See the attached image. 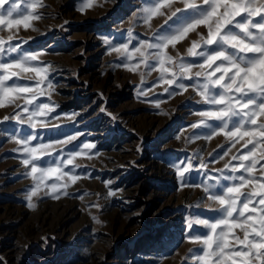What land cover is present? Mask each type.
I'll use <instances>...</instances> for the list:
<instances>
[{
    "label": "rangeland",
    "instance_id": "obj_1",
    "mask_svg": "<svg viewBox=\"0 0 264 264\" xmlns=\"http://www.w3.org/2000/svg\"><path fill=\"white\" fill-rule=\"evenodd\" d=\"M15 2L22 12L29 11V0ZM84 2L42 0L34 13L41 18L31 21L29 28L21 25L11 31L0 30V40L7 41L11 35L10 43L21 50L6 53L5 61L39 53L32 63L45 68L47 76L42 84L31 72L13 77L9 85L39 87L43 95H36L33 105H25L34 94H22L0 108V121L13 117L24 106L31 110L49 103L54 108L38 118L50 125L47 128L32 129L14 119L0 123V264H199L193 253L203 255L204 247L191 238L197 234L203 238L209 230L195 220L215 222L224 207L216 199L224 194V188L210 192L199 185L200 180L206 174L239 175L238 179L245 181L240 195L252 196L258 184L255 178L264 177V148L257 145L259 151L245 172H232L233 165L250 163L233 157L247 154L252 145H245L260 138H245L233 147V141L224 135L207 138L211 128L192 127L202 120L214 128L220 124L198 115L221 106L205 104L199 95L197 84H203L205 78L195 72L204 57L187 55L193 41L207 37V27L200 26L188 39L167 49L174 63L165 67L177 74V82H183L186 91L175 84H163L158 60L153 58L156 50L142 49L149 57L147 66L141 63L130 71L129 67L144 58L137 54L128 59L126 54L112 51V46L128 43L131 52L142 40L162 45L207 9L182 11L166 23L165 16L153 17L146 24L141 10L154 6L157 0H91L81 12ZM171 6L163 11L183 7L179 0ZM229 28L239 34L238 29ZM222 50L237 59L242 55L223 44H202L198 49L209 54ZM182 63L194 65L192 79L182 72ZM165 78L170 77L165 74ZM210 91L224 94L222 88ZM169 92L176 94L169 96ZM260 123L264 124V117ZM238 124L240 120L234 118L233 127ZM26 136L39 138L33 146L77 137L68 144L56 143L52 155L33 162L39 167H55L69 152L81 151L82 155L63 168L80 178L58 181L60 191L67 195L51 193L48 186L53 178L32 197L35 207L28 206L27 196L35 181L26 175L31 165H23L22 146L13 139ZM84 143L96 148L83 150ZM218 156L221 158L216 160ZM188 163L193 167L185 174L188 183L183 184L178 169ZM223 183L226 188L232 182ZM232 206L237 205L234 202ZM235 233L244 238L240 229Z\"/></svg>",
    "mask_w": 264,
    "mask_h": 264
},
{
    "label": "snow or ice",
    "instance_id": "obj_2",
    "mask_svg": "<svg viewBox=\"0 0 264 264\" xmlns=\"http://www.w3.org/2000/svg\"><path fill=\"white\" fill-rule=\"evenodd\" d=\"M176 2L177 0H157L154 6L143 8L141 13L144 22L147 24L150 23L153 17L165 16L164 23H166L182 11L196 9H207V11H203L201 18L188 24L178 34L167 38L162 45L142 40L139 41L140 46L136 47L134 51L129 52L128 43H123L119 46L113 45L112 51L121 53V55L126 54L128 59H134L137 54L143 57L144 59L137 62L134 67H129L130 71H134L140 67L141 63L147 66L149 57L142 49L156 50L154 55L158 60V70L161 72L163 84L169 86L175 84L177 89L185 91L187 90L186 85L183 82H177V74L172 72L170 68L165 67L166 63H174L173 58L167 54L169 46L175 47L187 38L191 32L200 26H205L208 29L205 39L209 41L206 45L223 44L227 48L235 50L236 53L242 54L239 59L229 55L227 51H223L224 55L215 59H209V57L220 51H213L211 54L207 52L208 56H191L204 57V62L199 63L198 66L203 65L206 69V74L196 75L197 77L205 78L203 84H197L199 95L203 98L205 104L221 106L214 110L198 112V115L206 117V120L220 122L218 127H212L205 120L194 124L192 127L199 128L203 126L211 128L207 138L224 135L233 141V147L236 142L244 141L245 138L259 137L258 141L253 140L252 143L245 145V148H248L250 144L252 145V148L248 149L247 154H241L239 158L233 157V160L250 161L244 167H240L239 164L233 165L231 168L232 172H245L251 167V162L259 151L257 145L260 148H264V124L260 123L261 118L264 117V0H199V2L197 0H179L183 7L175 8L170 13L163 11ZM41 4L42 0H29L27 5L29 11L25 13L22 12L20 4L15 2V0H0V30L7 28L11 31L21 25L24 28H29L31 21L41 18L38 14H34ZM90 5L91 0H85L79 10L83 12ZM221 9L224 11L222 12ZM237 17H243V20H237ZM254 17L258 19H253ZM230 25L232 28L238 29L239 34L232 31L229 28ZM128 36L131 38L130 32ZM12 39H7V41L0 40V108L5 107L8 103H13L22 94H34L33 98L25 101V105H33L36 95H43L39 87L22 86L18 83L9 85L8 82L12 81L13 77H18L20 73L31 72L35 73L41 84L47 80V76L44 75L46 69L32 63L38 59L39 53L27 54L18 59L5 61L6 53L21 52L20 49L10 43ZM104 42L106 44L110 43L108 39H105ZM24 43H27V41H24ZM6 44L7 48H5ZM199 48L196 49L198 53L205 52L198 51ZM188 66L194 65L189 64ZM182 72L187 79H192V68L185 67ZM165 74L170 78H165ZM47 86L51 88L52 84L49 83ZM212 88H222L224 94L217 96L210 91ZM232 93H237L238 95L234 96ZM175 94V92L168 93L169 96ZM240 97H245L246 99H240ZM156 107H159L158 102ZM53 111L54 108L49 103L37 104L31 110L29 107L24 106L13 117H5L4 121H0V123L14 119L21 125L27 124L32 129H36L42 123L38 118ZM100 111L105 112L106 109L101 108ZM111 118L113 120L116 119L114 116ZM234 118L240 120V124L235 127L232 125ZM13 139L15 143L22 146L24 153L23 165L26 168L31 165L30 171L26 175L35 181L34 189L29 190L27 196L28 206L35 207V205L31 204L32 197L36 196L41 188L48 186L46 182L53 180V178H55L54 182L48 186L51 193L67 195L66 192L60 191L61 185L58 181L67 177L68 180L75 182L80 178L74 172L63 171V168L66 165H71L78 156L82 155L81 151L69 152L67 158H62L61 163L55 167H39L37 163L33 162L39 161L42 156L52 155V149L56 143L63 142L68 144L75 141L77 137L69 140L67 136L59 141L48 144L41 142L36 146H33V142L39 138L35 136H26L22 139L14 137ZM94 148H96V145L93 143L83 144V150L90 152ZM220 158L218 156L215 159L219 160ZM178 163L175 162V164ZM192 167L193 165L188 163L186 167L178 169L181 183H188V180L185 179V174ZM200 168L203 169L204 166L200 164ZM238 176H230L227 172L220 173L218 177L206 174L199 182L200 186L209 189L210 192L215 188H224V194L216 197L217 202L224 206L219 218L215 222H210L206 218L195 220L196 224L203 225L204 228L209 230V234L203 238L199 234L191 238V242L201 243L204 247L203 255L193 253L199 264H264V182H262L264 177L255 178L258 184L252 196H241V188L245 181L239 180ZM210 180L215 182L205 183V181ZM229 180L232 182L231 186L225 188L223 181ZM110 194L114 195L115 193L112 192ZM237 196H240L238 201L235 200ZM257 197L259 199H256ZM55 198H58V195ZM234 202L237 205L236 207L232 206ZM191 226L192 222L190 221L188 227L190 228ZM236 229L244 232L243 239L236 235Z\"/></svg>",
    "mask_w": 264,
    "mask_h": 264
},
{
    "label": "clouds",
    "instance_id": "obj_3",
    "mask_svg": "<svg viewBox=\"0 0 264 264\" xmlns=\"http://www.w3.org/2000/svg\"><path fill=\"white\" fill-rule=\"evenodd\" d=\"M197 35H199V34H197ZM11 38H13V36H11V35L7 36V39H11ZM208 43H209L208 40H206L204 37H200L199 40H197V41H193V42H192L191 47H189V48L187 49V55H189V56H195V55L208 56L207 52H201V53H198V52L196 51V49H197L198 47H201L202 44H203V45H206V44H208ZM223 55H224V52H223V50H222V51H220V52L214 54L213 56L209 57V59H215V58H217V57H219V56H223ZM153 58H157V57H153ZM185 67L193 68V66H188V65H184V64H181V65H180V68H181V69H183V68H185ZM196 67L199 68V71H196V72H195V75H205V74H206V69L203 67V65L196 66ZM215 102H219V101H215ZM49 126H50V125L47 124V123H41V124L39 125L40 128H47V127H49ZM52 126H53V127H58V125H52ZM75 138H76L75 136H70V137H69V140H71V139H75ZM60 144H64V143H63V142H60Z\"/></svg>",
    "mask_w": 264,
    "mask_h": 264
},
{
    "label": "bare ground",
    "instance_id": "obj_4",
    "mask_svg": "<svg viewBox=\"0 0 264 264\" xmlns=\"http://www.w3.org/2000/svg\"><path fill=\"white\" fill-rule=\"evenodd\" d=\"M180 3V2H179ZM172 7V6H171ZM168 11H169V9H168ZM186 39H188V37L186 38ZM184 41H185V39H184ZM186 46V45H185Z\"/></svg>",
    "mask_w": 264,
    "mask_h": 264
}]
</instances>
